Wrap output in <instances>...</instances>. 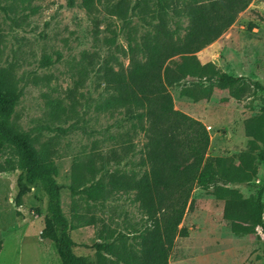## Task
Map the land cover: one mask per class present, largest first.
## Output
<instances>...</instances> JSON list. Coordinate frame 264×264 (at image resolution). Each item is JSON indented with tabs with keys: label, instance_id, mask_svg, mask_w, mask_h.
I'll return each mask as SVG.
<instances>
[{
	"label": "rangeland",
	"instance_id": "obj_1",
	"mask_svg": "<svg viewBox=\"0 0 264 264\" xmlns=\"http://www.w3.org/2000/svg\"><path fill=\"white\" fill-rule=\"evenodd\" d=\"M0 1V69L10 75L18 93L10 123L27 133L37 148L48 142L54 149L55 180L63 215L71 224L73 253L95 264L92 245L100 235L112 231L129 241L149 222L133 201V192H115L107 199L86 195L89 185L104 172L87 176L82 183L72 180L76 165L83 167L93 158L99 166L96 153L119 150L127 141L133 152L121 162H109L105 169L141 173L136 161L143 134L127 135L130 122L121 112L98 110L102 86L97 84V69L92 68L108 55L126 65L128 57L122 49L129 41L139 43L156 20L140 12L137 3L142 0H122L123 16L116 13L118 0H99L91 13L80 6V0L73 5L68 0ZM147 2L153 5L155 0ZM174 24L183 33L186 20L177 19ZM85 51L98 53L93 59L97 64L81 60ZM195 55L211 71L247 76L264 85V0H252L216 40ZM180 61L175 55L166 64L174 67ZM206 85L186 80L168 87L173 107L205 125L209 133L206 155L225 158L233 166L246 160L250 167L247 182L224 186L236 189L249 203L256 188L264 185V91L244 84L233 95L232 90L216 86L207 91ZM254 129L256 136L250 134ZM14 160L9 151L0 154V264H61L54 243L40 236L47 204L40 185L32 186L23 205L15 204L19 171L12 168ZM190 199L191 208L179 225L188 228V236L175 237L167 264H264L259 227L254 232L231 231L224 219L226 199L217 198L212 188L195 187ZM238 215L250 224L245 207Z\"/></svg>",
	"mask_w": 264,
	"mask_h": 264
},
{
	"label": "trees",
	"instance_id": "obj_2",
	"mask_svg": "<svg viewBox=\"0 0 264 264\" xmlns=\"http://www.w3.org/2000/svg\"><path fill=\"white\" fill-rule=\"evenodd\" d=\"M32 1V0H20ZM99 0H80V6L91 13ZM252 0H147L137 3L140 12L156 20L150 31L142 33L139 43L129 41L123 55L128 63L123 65L113 55L101 59L97 69L102 99L97 104L100 111L121 112L130 122L127 135L140 131L144 141L139 149L136 166L141 173L107 172L105 165L118 163L128 156L131 144L123 142L119 148L109 149L106 155L96 153L100 165L91 158L75 166L74 183L104 175L89 185L86 195L95 199L109 198L115 192H133L143 219L148 221L131 240L122 235H100L93 243L95 264H167L175 237H187V227L179 226L186 210L191 208V191L197 187L213 189L217 198L226 199L224 219L233 232H254L259 227L263 233L264 247V185L256 188V195L244 203L241 194L224 184L247 182L246 160L233 166L225 158L206 155L209 133L205 125L188 114L174 109L168 87L188 80L193 84L207 83L212 87L232 90L233 95L249 84L263 90L264 85L247 76H232L220 70L211 71L203 66L195 53L216 40ZM1 2V1H0ZM74 0H68L73 5ZM116 13L124 15V3L114 4ZM185 19L183 33L172 22ZM181 61L174 67L166 64L172 56ZM97 52H83L81 60L95 65ZM114 60V61H113ZM190 94L189 91H184ZM18 93L10 75L0 69V154L9 151L15 160L12 168L19 171L16 179L15 204L23 205V198L38 183L47 195L40 236L54 243L61 264H89L73 253L70 238L71 224L63 215L59 187L55 180L54 149L48 142L36 147L25 132L15 129L10 118ZM261 125L264 127V119ZM256 136V130L250 131ZM264 139V128L261 131ZM115 139V137H112ZM246 165V166H245ZM82 168L86 174L82 173ZM89 176V178L87 177ZM87 177V178H86ZM221 182V185H218ZM75 184L71 189L75 190ZM247 209L249 225L240 220L241 208ZM93 220V218L91 219Z\"/></svg>",
	"mask_w": 264,
	"mask_h": 264
}]
</instances>
